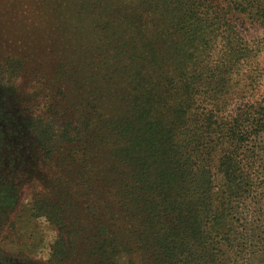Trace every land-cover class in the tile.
I'll use <instances>...</instances> for the list:
<instances>
[{
  "label": "trees",
  "instance_id": "obj_1",
  "mask_svg": "<svg viewBox=\"0 0 264 264\" xmlns=\"http://www.w3.org/2000/svg\"><path fill=\"white\" fill-rule=\"evenodd\" d=\"M17 2L35 16L33 49L52 43L36 67L67 119L60 133L19 120L0 90L3 137L50 155L35 209L58 230L51 262L264 264V38L240 28L264 24V0ZM69 36L93 92L60 82L71 68L53 44ZM9 61L0 52V89L6 67H28Z\"/></svg>",
  "mask_w": 264,
  "mask_h": 264
},
{
  "label": "rangeland",
  "instance_id": "obj_2",
  "mask_svg": "<svg viewBox=\"0 0 264 264\" xmlns=\"http://www.w3.org/2000/svg\"><path fill=\"white\" fill-rule=\"evenodd\" d=\"M28 1L44 9L49 1L50 4L52 2V0ZM31 3H28L27 7H31ZM50 8L53 9V5ZM32 15L31 8L26 9L23 5L20 8L17 0H0V52L3 53V60H10L11 66L17 62L28 64L27 70L18 74H12V67H6L7 76L14 83L13 86L1 87L0 90L12 100L9 103L10 109L17 112L19 120L35 116L44 123H49L50 127L57 128V132L60 133L67 119L61 118L57 113L53 114L50 106L45 105L46 100L53 97L50 93L51 84L42 78L43 73L38 72L40 67H36L39 54V63L46 60L45 67L49 66L47 54L52 43L49 45L45 43L39 50L33 49L29 41L32 32L29 28L30 21L31 18L32 20L35 18ZM87 22L83 24L80 33H76H83L86 40L88 33L93 34L92 27L87 25ZM243 22L240 28L247 39L255 41L264 38V24L252 23L249 19ZM49 25L48 22L47 27ZM23 30L28 36L27 42L19 35ZM71 40L72 43H69ZM73 43V36H69L64 42L65 47L53 44L56 51L64 53L61 55L62 53L57 51L64 61L68 60L66 65L71 68L68 83L67 76L60 82L63 86L67 84L74 86L78 94L84 95L87 93L86 90L93 92V86L85 71L87 69L82 64L85 53L80 37L78 46H71ZM19 58L23 59L18 61ZM84 77L87 81L86 86ZM65 116H68V112ZM5 131L6 128L0 121V264H55L51 259L58 230L45 215L35 209V194L44 192L41 186L43 174H51L50 155L41 144L30 139L28 135L26 140L16 143L14 135L3 137ZM55 134L54 139L53 135L49 134V139L58 149L55 153L57 156L60 149L67 146L64 143L59 144L57 133Z\"/></svg>",
  "mask_w": 264,
  "mask_h": 264
}]
</instances>
